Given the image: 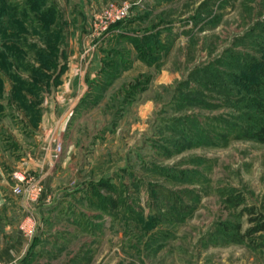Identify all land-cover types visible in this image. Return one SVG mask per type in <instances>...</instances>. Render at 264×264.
<instances>
[{
  "label": "rangeland",
  "instance_id": "374dc122",
  "mask_svg": "<svg viewBox=\"0 0 264 264\" xmlns=\"http://www.w3.org/2000/svg\"><path fill=\"white\" fill-rule=\"evenodd\" d=\"M263 69L264 0H0V174L53 195L17 264H264Z\"/></svg>",
  "mask_w": 264,
  "mask_h": 264
},
{
  "label": "crops",
  "instance_id": "0c3cea01",
  "mask_svg": "<svg viewBox=\"0 0 264 264\" xmlns=\"http://www.w3.org/2000/svg\"><path fill=\"white\" fill-rule=\"evenodd\" d=\"M9 181L5 179L4 174H0V261L3 264H17L20 259L23 245H29L31 239L38 235V225L36 215L40 209V205L48 204L53 195L42 193L41 201L28 202L19 199L10 193ZM3 209V210H2ZM18 218L20 221L25 217L24 215H30V222L23 224V228H20L17 222H13L10 216ZM36 222L34 224V221ZM27 226H26V225ZM25 226V227H24ZM29 236H31L29 238ZM34 236V237H33Z\"/></svg>",
  "mask_w": 264,
  "mask_h": 264
},
{
  "label": "built area",
  "instance_id": "2783aa9c",
  "mask_svg": "<svg viewBox=\"0 0 264 264\" xmlns=\"http://www.w3.org/2000/svg\"><path fill=\"white\" fill-rule=\"evenodd\" d=\"M131 5L127 2L110 3L102 12L96 16L103 26V30L114 23L127 19L130 15ZM18 185L13 189L15 195L28 202H37L43 193L42 185L34 178H27L24 172L13 173Z\"/></svg>",
  "mask_w": 264,
  "mask_h": 264
},
{
  "label": "trees",
  "instance_id": "16d2710c",
  "mask_svg": "<svg viewBox=\"0 0 264 264\" xmlns=\"http://www.w3.org/2000/svg\"><path fill=\"white\" fill-rule=\"evenodd\" d=\"M262 80L264 82V69L262 70ZM264 84V83H263ZM255 107L260 110L261 112V119L262 123L261 125L258 126V130L256 133V139L260 142H264V98L262 100H259L256 104ZM253 230L257 231H263L264 230V220L258 223V225L253 228Z\"/></svg>",
  "mask_w": 264,
  "mask_h": 264
}]
</instances>
